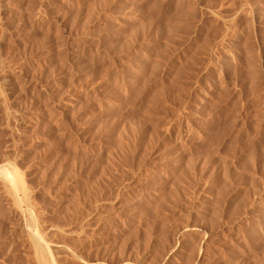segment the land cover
Returning a JSON list of instances; mask_svg holds the SVG:
<instances>
[{
  "label": "rangeland",
  "instance_id": "374dc122",
  "mask_svg": "<svg viewBox=\"0 0 264 264\" xmlns=\"http://www.w3.org/2000/svg\"><path fill=\"white\" fill-rule=\"evenodd\" d=\"M0 66V173L43 235L91 263L264 264V0H6ZM4 194L0 264H35Z\"/></svg>",
  "mask_w": 264,
  "mask_h": 264
},
{
  "label": "bare ground",
  "instance_id": "6f19581e",
  "mask_svg": "<svg viewBox=\"0 0 264 264\" xmlns=\"http://www.w3.org/2000/svg\"><path fill=\"white\" fill-rule=\"evenodd\" d=\"M8 3V2H7ZM6 5V0H0V9L4 8ZM7 8V7H6ZM220 16V15H219ZM228 20V19H227ZM229 22V21H228ZM240 47V46H239ZM4 66V65H3ZM2 67V66H0ZM5 67V66H4ZM2 74V73H0ZM3 75V74H2ZM10 76V75H9ZM4 77V76H3ZM8 77V76H6ZM2 77H0V82L2 81ZM2 86V85H1ZM0 86V87H1ZM1 97H2V94H1ZM2 99V98H1ZM0 99V100H1ZM4 102V101H3ZM3 104V103H2ZM0 104V105H2ZM4 105V104H3ZM3 107V106H2ZM7 110V108L5 109ZM7 165V164H6ZM3 166V165H2ZM8 166V165H7ZM10 167V166H9ZM5 169V168H4ZM12 169V168H11ZM8 171V170H7ZM13 171V169H12ZM9 172V171H8ZM5 172V173H0V182H1V188L2 190L0 189V191H4V193H6L7 195H5L6 197L9 196L10 199H12V203L14 204L13 207L15 206L16 209L20 212L21 214V220H20V226H21V229L24 230L25 234H27V239L29 241L28 245L29 248L31 247L32 251H33V255H32V258L33 263L35 264H54L55 261L54 259L52 260V253H54V251L56 252H61V253H64V254H69L68 258H70V260H74L76 262H81L83 264H93L91 262H89V260H83V258H80V256H76L74 255L73 253H70V251L68 250V248L58 242H54L52 240H50L48 237H50L49 235V231L47 232L49 236H45V234L43 235L42 233L44 232L43 229H42V233H41V229H38V226L37 224H39V219L37 221L36 218L34 219L33 218V215L32 213V206H30V203L28 202V192L26 191L24 185H23V181H20L18 180L19 177H17V179L11 177L13 175V172L11 174V176L9 175L11 172ZM3 193V192H1ZM9 200V199H8ZM21 200L24 201L25 205H26V208L25 209H21V211L19 210L20 209V206H18V202H20ZM30 200V199H29ZM10 201V200H9ZM31 201V200H30ZM11 202V201H10ZM11 203V204H12ZM21 203V202H20ZM22 204V203H21ZM33 204V203H32ZM19 208V209H18ZM18 217V216H17ZM20 217V216H19ZM36 217V216H35ZM38 218V217H37ZM19 220V219H18ZM18 222V221H17ZM38 222V223H36ZM41 223V222H40ZM42 224V223H41ZM17 225V224H16ZM40 227V226H39ZM47 230V229H46ZM51 230V229H49ZM46 233V232H45ZM24 236V234H22ZM26 236V235H25ZM24 239V238H23ZM53 239V238H52ZM30 251V250H29ZM73 251V250H72ZM55 253V254H58V253ZM74 252V251H73ZM53 254V255H55ZM63 254V255H64ZM56 256V255H55ZM66 257V256H65ZM82 257V256H81ZM55 258V257H54ZM85 259V258H84ZM56 260V259H55ZM69 260V262H70ZM96 264H100V262H95ZM94 263V264H95ZM73 264H75L73 262ZM77 264V263H76ZM102 264V263H101Z\"/></svg>",
  "mask_w": 264,
  "mask_h": 264
}]
</instances>
